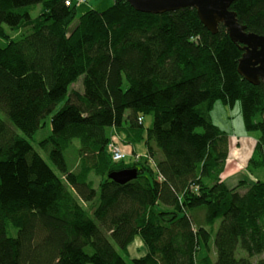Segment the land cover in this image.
Returning a JSON list of instances; mask_svg holds the SVG:
<instances>
[{
  "label": "trees",
  "instance_id": "trees-1",
  "mask_svg": "<svg viewBox=\"0 0 264 264\" xmlns=\"http://www.w3.org/2000/svg\"><path fill=\"white\" fill-rule=\"evenodd\" d=\"M67 1L0 0V264H264V181L245 193L220 182L231 137L209 114L240 103L261 134L248 169L264 167V84L238 72L244 45L194 8L113 0L78 15ZM230 10L264 37V0ZM82 76L84 91H69ZM62 102L39 142L52 167L29 139ZM114 130L137 131L130 146L155 160L115 161ZM130 169L129 183L109 177Z\"/></svg>",
  "mask_w": 264,
  "mask_h": 264
},
{
  "label": "rangeland",
  "instance_id": "rangeland-1",
  "mask_svg": "<svg viewBox=\"0 0 264 264\" xmlns=\"http://www.w3.org/2000/svg\"><path fill=\"white\" fill-rule=\"evenodd\" d=\"M113 5V0H90L89 2H87L86 4H78L75 7H77L78 9V15H82L90 10H96L99 12H103L105 10H107L108 8H110ZM38 10L36 12H34V15H37L41 8L38 7ZM9 30V28H7ZM13 37H17L15 36L14 33H12ZM0 46H5V42L3 40L0 39ZM72 90H78L80 92L84 91V86H83V76L80 77V79L74 83L72 86L69 87V91ZM65 104V102H62L57 109L55 110L54 113H52L51 115H49L48 117H46V119L42 122V127L39 129V131L35 134L33 139H29L31 141V143L33 144V146L36 148V150L42 155V157L46 160V162L51 165V161L49 160V157L47 155V153L41 148L39 142L43 139H45L46 137H48L51 134V119L52 116L59 111L62 106ZM240 105V103L236 104V107H238ZM235 107L231 108L230 106H226L221 100L217 101L214 104L213 109L210 111V117L212 122L219 127L222 131L226 132L228 131V129L230 127L234 128V134L238 133L239 135H243V134H248L251 137H254V139H252L253 143L250 145H247L246 143H244L243 141H241L240 139L231 137V149L233 147H237L238 149L241 150H245L248 147H252V151L249 155L250 159L251 157H253L254 152H255V147L258 143V140L261 138V134L258 132H250L248 130H246L245 125L244 129L242 128V126L240 127V124H238V120L240 119L238 113L235 114L234 113V109ZM241 111V110H240ZM242 115V112H241ZM0 117L3 120H7L6 117L4 115H2L0 113ZM140 125L142 123V119L138 120ZM153 123V116L152 115H147L145 117V129H148L149 127H151ZM135 130H133L134 132ZM137 133V131H136ZM136 133H132L130 134L129 131H119L117 132L116 130H114V132L112 133V138L110 141L109 146L112 144L113 146H115V148L117 147H121V148H125L126 150V156L130 155L131 153H133V156L131 157L132 161L133 159H136L134 162H143V161H147V163L153 162V160H155V158L153 156L150 155V153L148 154L147 148L145 145H142L143 148V152L139 153L138 151H133V149L131 148V144L134 141H137L139 138V134ZM128 135V137H127ZM237 136V135H236ZM240 140V141H239ZM241 142V144H240ZM239 143V144H238ZM80 143L79 141H75L74 143V147L73 149L69 152H67V156L69 157V160L72 161L74 159V157H76V147H79ZM243 146V147H241ZM109 148V147H108ZM141 148V149H142ZM230 149V151H231ZM124 153V152H123ZM230 156H231V152H230ZM249 159V160H250ZM123 161V160H122ZM132 162V163H134ZM248 160L246 158H241L237 156L232 157V160H228L227 161V168H226V172L223 173V180L225 182H227V184L231 187H235L237 188L240 184H242V186L238 189L241 193H245L249 186L250 183H255L256 181L262 180L264 181V167L258 168L256 170L250 171L248 169L249 165H248ZM246 184H244V183ZM248 182V183H247ZM98 184V182H97ZM221 221L219 220L217 222V225L215 227V229L217 230L220 227ZM215 238V235H214ZM137 245H139V247L142 245L141 239H137ZM136 245V246H137ZM136 248V247H135ZM135 249H132V251H134ZM208 254V253H206ZM206 254L203 252V255L206 256ZM213 258H215L214 254H213Z\"/></svg>",
  "mask_w": 264,
  "mask_h": 264
},
{
  "label": "water",
  "instance_id": "water-1",
  "mask_svg": "<svg viewBox=\"0 0 264 264\" xmlns=\"http://www.w3.org/2000/svg\"><path fill=\"white\" fill-rule=\"evenodd\" d=\"M138 12L147 14H164L184 8H194L203 25L213 34L219 26L224 25L231 39L244 45V53L239 61L238 72L253 85L264 84V37L248 33L242 26L235 12L230 10L237 0H127ZM264 123V114H263ZM109 177L126 184L138 177L137 169L114 172Z\"/></svg>",
  "mask_w": 264,
  "mask_h": 264
},
{
  "label": "crops",
  "instance_id": "crops-1",
  "mask_svg": "<svg viewBox=\"0 0 264 264\" xmlns=\"http://www.w3.org/2000/svg\"><path fill=\"white\" fill-rule=\"evenodd\" d=\"M234 113L239 115L240 119L238 120V124H240V127L242 126V128L244 129V126H243V119L241 117V111H240V108L239 107H235L234 109ZM145 122V121H144ZM145 126V124H144ZM234 128L230 127L228 129L227 134L230 135V137H234V138H237V139H240L241 141H243L244 143H246L247 145H250V142L253 141L252 139H254V137H251L249 136L248 134H243V135H239L238 133H235L234 134ZM237 135V136H236ZM232 139V138H231ZM239 140V141H240ZM255 140V139H254ZM253 143V142H252ZM239 144V143H238ZM241 144V142H240ZM254 144V143H253ZM251 146V145H250ZM243 147V146H241ZM133 149V151H138L139 153H142L143 152V148H142V145L141 144H138V145H133L131 147ZM142 148V149H141ZM250 158H248L247 160L249 161Z\"/></svg>",
  "mask_w": 264,
  "mask_h": 264
},
{
  "label": "built area",
  "instance_id": "built-area-1",
  "mask_svg": "<svg viewBox=\"0 0 264 264\" xmlns=\"http://www.w3.org/2000/svg\"><path fill=\"white\" fill-rule=\"evenodd\" d=\"M90 0H68L67 1V4L68 5H78V4H84V3H87L89 2ZM109 149L111 150L112 152V156H113V159L115 161H122L124 158H125V154L123 153V151L121 150L120 147H117L116 148V151L114 152V149H115V146H113L112 144L109 146Z\"/></svg>",
  "mask_w": 264,
  "mask_h": 264
},
{
  "label": "bare ground",
  "instance_id": "bare-ground-1",
  "mask_svg": "<svg viewBox=\"0 0 264 264\" xmlns=\"http://www.w3.org/2000/svg\"><path fill=\"white\" fill-rule=\"evenodd\" d=\"M73 85V84H72ZM71 85V86H72ZM84 86V85H83ZM251 144H252V141L250 142ZM116 151V148L114 149V152ZM251 151H252V147H248V150H247V148L245 149V150H241V149H238L237 147H233L232 149H231V156H230V160H232V157H234V156H237V158L238 157H241V158H246V159H248V158H250L249 157V155H250V153H251ZM248 153H249V155H248ZM222 179V180H221ZM220 179V182H223L224 180H223V177ZM225 183V182H224Z\"/></svg>",
  "mask_w": 264,
  "mask_h": 264
}]
</instances>
